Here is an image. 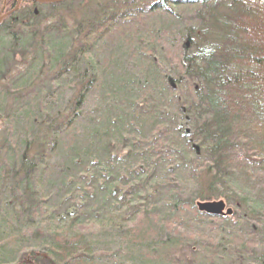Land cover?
<instances>
[{"label":"trees","instance_id":"1","mask_svg":"<svg viewBox=\"0 0 264 264\" xmlns=\"http://www.w3.org/2000/svg\"><path fill=\"white\" fill-rule=\"evenodd\" d=\"M69 1L0 23V197L37 242L0 264H264V0Z\"/></svg>","mask_w":264,"mask_h":264},{"label":"rangeland","instance_id":"2","mask_svg":"<svg viewBox=\"0 0 264 264\" xmlns=\"http://www.w3.org/2000/svg\"><path fill=\"white\" fill-rule=\"evenodd\" d=\"M11 1L12 0H6V3H5L6 9H7V5ZM3 2H4V0L2 1V3L0 2L1 3L0 4V8L3 6ZM69 2L70 3H69L68 6H72L73 7V9L71 10V13H73V15L76 16V18L81 17L82 16V12H84L83 17L84 16H86V17L90 16L89 10H84L82 8L83 5L79 3V0H70ZM40 9L41 8H39L38 10H40ZM182 11L183 12L180 13V15H183V13H186V11H184V10H182ZM88 13H89V15H88ZM63 18L68 23L69 28L74 26V23H73L74 21L69 16L65 15V13H63ZM58 20H59V17L56 14V15H54L53 19H51V23L48 22V24H50V25L56 24L58 22ZM150 21H153V23H155V24H157L159 26H161L163 24H166L169 21V24H168L169 26L171 24L172 27L173 26L177 27V29L171 30L170 33H175L176 30H178L180 28V25L175 20H170L167 16L165 17L164 15H156V14L155 15H151L150 16ZM146 24L148 25L149 22H147ZM39 26H40L39 29H40V31L42 33L46 32V30H44V28H43L44 24H40ZM169 29H170V27L167 26L166 31L169 30ZM48 30H51V31H48V32L52 35L53 38H55V36H53V34H55L56 36H59L60 32H61L58 26H56V28L54 27L52 29L48 28ZM26 32H29V30L27 28L23 30V34H26ZM46 33L44 34V36H46ZM49 33L47 34L48 36H49ZM10 34H13L15 36V35H17L19 33L17 32V30H15L13 33H10ZM18 36H16V38H13V40L16 39V42H14V43H17V41H19ZM4 40L7 41L8 43H12V39L5 38ZM54 42H55V40L53 39V40L50 41V44H54ZM117 43H118L117 39H113L112 41H109V39H106L105 41H103L102 44L100 45V49H99V51H100L99 60L100 61H104L106 59V55L104 54V49H106L107 52L111 51L115 47V45ZM13 47H15V49L18 51L19 46H13ZM14 56L15 57H13V62H16L18 65L22 64L21 60H20L21 59V55L19 53H16ZM23 69H24L23 67L19 66L18 70H15L14 72H10L9 74H10V76H17L18 72L23 71ZM3 83H6V81L3 82ZM68 90H69V86H67V84L65 83V80H64V82L61 85V88L57 87V90H56L55 94H57L61 98L65 99L68 96ZM26 122L27 121H25V122L21 121L20 124L18 125V128L22 127L23 129H25L26 126H27ZM1 129H2V127L0 126V132H1ZM19 129H21V128H19ZM55 157H56V155L54 154V158H52L53 160L50 161V169H51L52 172H54L57 175L59 173L60 169H61L60 166L62 165V159L59 160V159H57ZM7 167H8V163H6L4 165V169L6 170ZM0 191H1V188H0ZM55 200H56V196H54V197H52L50 199V201L53 202V203L55 202ZM2 207H3V209H0V240L5 241L3 243H5L7 247H11V246L15 245L16 248L18 247L20 249V245L23 244V243H21V240L24 237L27 240V242L23 246H21V249L24 248V251H25V250H30L31 248H29V247L36 246L37 245L36 241L32 242L31 240H29L30 239V235L27 234V233L30 232V231L26 230V228H24V227L22 229L19 228L22 225V222L24 223V220H22L20 217H15L14 214L12 213V211H11V208H8L9 206L4 204V198L0 197V208H2ZM214 223L221 224L219 221L214 222ZM208 231L209 230H207L206 232H208ZM204 240H206V243H207V241H210V243H213V234H211L210 237H208V238H204Z\"/></svg>","mask_w":264,"mask_h":264},{"label":"water","instance_id":"3","mask_svg":"<svg viewBox=\"0 0 264 264\" xmlns=\"http://www.w3.org/2000/svg\"><path fill=\"white\" fill-rule=\"evenodd\" d=\"M21 0H17L19 3ZM38 2H54V1H59V0H34ZM2 16H0L1 20ZM197 209L200 212L205 213L206 215L210 216H221L223 214L229 215L231 213V210L226 208L225 204L221 201L217 202H212V201H207V202H199L197 204Z\"/></svg>","mask_w":264,"mask_h":264},{"label":"bare ground","instance_id":"4","mask_svg":"<svg viewBox=\"0 0 264 264\" xmlns=\"http://www.w3.org/2000/svg\"><path fill=\"white\" fill-rule=\"evenodd\" d=\"M23 1H26V0H21L19 3L17 2V0H12L8 5H7V9L8 8H11L9 9L8 11H3V7L5 5V2L6 0H4L3 2V6L2 8H0V16H2L1 20H0V23L5 19L7 18L9 15L13 14L14 11L18 10L20 5L22 4ZM27 1H30V2H34V3H37V4H40V5H44V4H58V3H61L62 1L64 0H59V1H54V2H38V1H34V0H27ZM37 7L34 6L33 10L36 12Z\"/></svg>","mask_w":264,"mask_h":264},{"label":"flooded vegetation","instance_id":"5","mask_svg":"<svg viewBox=\"0 0 264 264\" xmlns=\"http://www.w3.org/2000/svg\"><path fill=\"white\" fill-rule=\"evenodd\" d=\"M6 3V2H5ZM2 8V7H1ZM9 9H11V8H8V9H6V7H5V5H4V7H3V11H8Z\"/></svg>","mask_w":264,"mask_h":264}]
</instances>
